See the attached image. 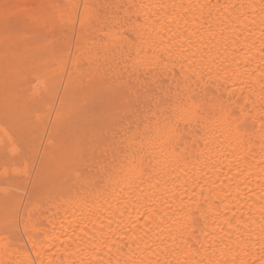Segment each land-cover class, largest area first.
<instances>
[{
	"label": "bare ground",
	"instance_id": "1",
	"mask_svg": "<svg viewBox=\"0 0 264 264\" xmlns=\"http://www.w3.org/2000/svg\"><path fill=\"white\" fill-rule=\"evenodd\" d=\"M0 264H264V0H0Z\"/></svg>",
	"mask_w": 264,
	"mask_h": 264
}]
</instances>
